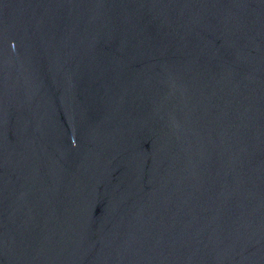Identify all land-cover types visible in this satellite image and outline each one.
Instances as JSON below:
<instances>
[{
	"label": "water",
	"instance_id": "obj_1",
	"mask_svg": "<svg viewBox=\"0 0 264 264\" xmlns=\"http://www.w3.org/2000/svg\"><path fill=\"white\" fill-rule=\"evenodd\" d=\"M0 264H264V0H0Z\"/></svg>",
	"mask_w": 264,
	"mask_h": 264
}]
</instances>
